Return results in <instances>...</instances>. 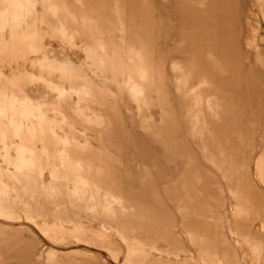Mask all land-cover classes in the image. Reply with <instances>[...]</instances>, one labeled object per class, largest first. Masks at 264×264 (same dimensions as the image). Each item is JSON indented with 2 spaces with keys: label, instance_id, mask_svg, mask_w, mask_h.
Instances as JSON below:
<instances>
[{
  "label": "rangeland",
  "instance_id": "374dc122",
  "mask_svg": "<svg viewBox=\"0 0 264 264\" xmlns=\"http://www.w3.org/2000/svg\"><path fill=\"white\" fill-rule=\"evenodd\" d=\"M263 157L264 0H0V264H264Z\"/></svg>",
  "mask_w": 264,
  "mask_h": 264
},
{
  "label": "bare ground",
  "instance_id": "6f19581e",
  "mask_svg": "<svg viewBox=\"0 0 264 264\" xmlns=\"http://www.w3.org/2000/svg\"><path fill=\"white\" fill-rule=\"evenodd\" d=\"M218 100H219V99H218ZM212 102H213V100H212ZM214 103H215V102H214ZM208 104H209V103H208ZM214 105H215V104H214ZM218 105H219V104H218ZM213 107H216V106H213ZM218 107L221 108V106H218ZM218 107H217V109H219ZM219 110H220V109H219ZM209 111H210V110H209ZM219 112H220V111H219ZM213 114H214V113H213ZM215 115H216V113H215ZM222 117H223V116H222ZM218 118H220V117H218ZM215 119H216V118H215ZM218 121H219V120H218ZM216 136H217V135H216ZM216 136H215V137H216ZM218 137H219V135H218ZM215 139H216V138H215ZM214 141H215V140H214ZM218 141H219V140H218ZM219 142H221V141H219ZM223 149H224V147H223ZM225 151H226V150H225ZM224 156H225V155H224ZM234 157H235V156H234ZM263 158H264V157H263ZM222 161H223V160H222ZM249 163H250V162H249ZM262 166H263V165H262ZM259 168H260V167H259ZM259 168H258V169H259ZM263 173H264V172H263ZM241 185H242V184H241ZM250 186H251V185H250ZM254 188H255V187H254ZM246 236H247L248 238L252 239L253 242L255 243L254 248H253V250H254V252H255V250H256V246H257L256 244H257V242H258L257 239H254V237L251 236L250 234H249V235H246ZM259 253H260V252H259ZM254 254H255V253H254Z\"/></svg>",
  "mask_w": 264,
  "mask_h": 264
}]
</instances>
